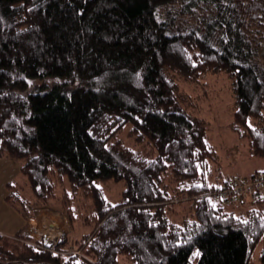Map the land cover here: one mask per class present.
Instances as JSON below:
<instances>
[{
  "label": "trees",
  "instance_id": "1",
  "mask_svg": "<svg viewBox=\"0 0 264 264\" xmlns=\"http://www.w3.org/2000/svg\"><path fill=\"white\" fill-rule=\"evenodd\" d=\"M221 75L232 129L264 159V0H0V159L26 179L7 201L90 229L81 254L69 234L55 252L0 234V264H251L260 244L264 264V199H212L218 153L195 107ZM106 179L126 184L116 205Z\"/></svg>",
  "mask_w": 264,
  "mask_h": 264
},
{
  "label": "rangeland",
  "instance_id": "2",
  "mask_svg": "<svg viewBox=\"0 0 264 264\" xmlns=\"http://www.w3.org/2000/svg\"><path fill=\"white\" fill-rule=\"evenodd\" d=\"M188 91L191 96L197 94L195 90L189 89ZM206 91L207 97L201 99L198 102L199 105L195 107L196 110H194L195 115L204 123L209 140L218 153L219 164L214 175V181L218 179L224 183L231 179L233 181L238 179V183L241 184L245 183L244 181L252 182L253 178L264 172V159L253 156L249 150L247 140L234 132L231 127L234 97L229 78L225 75L208 76ZM194 101L196 103V100ZM128 130L129 126L126 127L121 138L124 139L127 145L131 146L133 145L132 138L126 136ZM22 164L23 161L18 159H0V230L5 232L6 235L2 233L5 236H14L17 232L23 230L26 212L27 214L30 212V210L25 211L20 201H16L15 205L7 201V196L10 193L8 187L10 183L14 185L12 191L25 185L26 179L21 173ZM98 186L102 189L104 197L112 205H116L121 200L126 189V184L123 181H115L114 179L102 180L98 183ZM254 202L251 195L248 196L246 193L245 196L235 199L228 209L237 208L243 211ZM46 208L50 213L47 210L43 211L40 217L32 221L31 228L32 226L37 228L36 230L32 229L33 234L36 236L33 235L32 238L35 241H43L44 239L47 242L51 241L53 245L49 250L55 252V246L64 238L65 234H69L71 240L70 252L81 254L80 250L74 248V242L76 239H80L82 234L88 233L90 229L85 228L82 230L75 226L72 230L67 217L57 212L58 208L50 206ZM53 221L58 222V227L54 225ZM59 230L60 234H58ZM22 233L25 234L24 230ZM262 250L263 246L260 244L252 251L251 264H263L261 260Z\"/></svg>",
  "mask_w": 264,
  "mask_h": 264
},
{
  "label": "built area",
  "instance_id": "3",
  "mask_svg": "<svg viewBox=\"0 0 264 264\" xmlns=\"http://www.w3.org/2000/svg\"><path fill=\"white\" fill-rule=\"evenodd\" d=\"M238 179L233 181L232 179L223 183L212 195V199L217 204L230 205L238 197H243L247 193L248 196L257 202L264 199V173L259 174L253 178L252 182L238 183ZM245 185V186H244ZM244 186V187H243ZM247 187V188H246ZM243 201V200H241ZM51 241L44 240L43 245H39L41 248H51ZM79 254V253H76Z\"/></svg>",
  "mask_w": 264,
  "mask_h": 264
},
{
  "label": "crops",
  "instance_id": "4",
  "mask_svg": "<svg viewBox=\"0 0 264 264\" xmlns=\"http://www.w3.org/2000/svg\"><path fill=\"white\" fill-rule=\"evenodd\" d=\"M47 210V208L45 207V208H43L42 210H40V211H37L36 212V214H35V216L34 217H30V216H26L25 218H24V220H25V225H24V228H23V230H24V233H25V235L26 236H30V237H33V232H32V229H31V224H32V221L34 220V219H37V217H40V214L43 212V211H46ZM47 211H49V210H47ZM49 213H50V211H49ZM51 213H53V212H51ZM52 218V217H51ZM51 218H49V219H51ZM52 219H55V218H52ZM51 219V220H52ZM58 221V220H57ZM48 222H50V221H48ZM54 222V225L55 226H57V223L58 222H55V221H53ZM51 224H52V222H51ZM35 227V226H34ZM58 227V226H57ZM37 228H35V230H36ZM23 230H20V231H23ZM38 232V231H37ZM2 233H4L5 234V232H3L2 230H0V234H2ZM18 233V232H17ZM58 233H60V232H58ZM6 235V234H5ZM46 235V234H45ZM7 236H9V235H7ZM35 236V235H34ZM10 237V236H9ZM36 237V236H35ZM45 240V239H44Z\"/></svg>",
  "mask_w": 264,
  "mask_h": 264
},
{
  "label": "snow or ice",
  "instance_id": "5",
  "mask_svg": "<svg viewBox=\"0 0 264 264\" xmlns=\"http://www.w3.org/2000/svg\"><path fill=\"white\" fill-rule=\"evenodd\" d=\"M29 83H31V82L29 81ZM249 126L251 127L250 122H249ZM236 219H237V220H240L239 217H236ZM243 222H244V223H247V221H243ZM200 255H201V253H200L199 249H197V250H195V251L192 252V256H193V257H198V256H200Z\"/></svg>",
  "mask_w": 264,
  "mask_h": 264
},
{
  "label": "bare ground",
  "instance_id": "6",
  "mask_svg": "<svg viewBox=\"0 0 264 264\" xmlns=\"http://www.w3.org/2000/svg\"><path fill=\"white\" fill-rule=\"evenodd\" d=\"M31 229H35V228L32 226V228H31ZM59 232H60V230H59ZM58 234H60V233H58ZM58 234H56V235H58ZM56 235H55V236H56ZM55 236H53V237H55ZM53 237H51V238H53Z\"/></svg>",
  "mask_w": 264,
  "mask_h": 264
}]
</instances>
